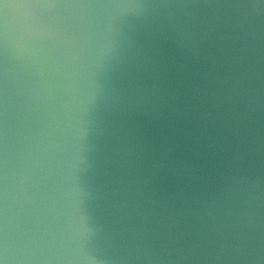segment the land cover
<instances>
[{
	"label": "water",
	"instance_id": "obj_1",
	"mask_svg": "<svg viewBox=\"0 0 264 264\" xmlns=\"http://www.w3.org/2000/svg\"><path fill=\"white\" fill-rule=\"evenodd\" d=\"M0 264H264V0H0Z\"/></svg>",
	"mask_w": 264,
	"mask_h": 264
}]
</instances>
